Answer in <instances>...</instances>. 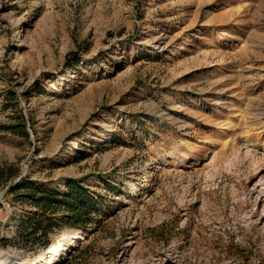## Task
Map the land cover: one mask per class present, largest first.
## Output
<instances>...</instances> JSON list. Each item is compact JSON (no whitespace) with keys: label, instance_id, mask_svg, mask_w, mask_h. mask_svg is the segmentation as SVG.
Masks as SVG:
<instances>
[{"label":"rangeland","instance_id":"rangeland-1","mask_svg":"<svg viewBox=\"0 0 264 264\" xmlns=\"http://www.w3.org/2000/svg\"><path fill=\"white\" fill-rule=\"evenodd\" d=\"M6 165L0 264H264V0H0ZM21 176L109 215L16 248Z\"/></svg>","mask_w":264,"mask_h":264},{"label":"trees","instance_id":"trees-1","mask_svg":"<svg viewBox=\"0 0 264 264\" xmlns=\"http://www.w3.org/2000/svg\"><path fill=\"white\" fill-rule=\"evenodd\" d=\"M19 175L14 165H6L0 171V178L11 181ZM88 178H69L59 190L42 188L37 180L25 176L9 186L8 193L13 200L21 201L31 207L29 213L19 215L14 235L10 240L16 248L37 249L46 245L50 234L66 228L83 231L94 230L100 226L109 211H100L104 206L102 198L91 193L85 182ZM106 189L116 194L112 185L105 184ZM87 236H85V239ZM8 240L1 239V244ZM77 246H81L78 243ZM64 261L63 258L59 263Z\"/></svg>","mask_w":264,"mask_h":264},{"label":"bare ground","instance_id":"bare-ground-1","mask_svg":"<svg viewBox=\"0 0 264 264\" xmlns=\"http://www.w3.org/2000/svg\"><path fill=\"white\" fill-rule=\"evenodd\" d=\"M189 40H190V38H188L186 42H188ZM70 233L71 232H69V231L64 233L63 237H66V235L68 236V234H70ZM71 234H73V233H71ZM62 249L63 250L66 249V246H64ZM53 251L54 252L49 257V259H45V258L42 259L44 264H53V263L55 264V261H59L58 259L62 256L63 252H61L60 250H54V249H53ZM32 264H37V262H33Z\"/></svg>","mask_w":264,"mask_h":264},{"label":"water","instance_id":"water-1","mask_svg":"<svg viewBox=\"0 0 264 264\" xmlns=\"http://www.w3.org/2000/svg\"><path fill=\"white\" fill-rule=\"evenodd\" d=\"M20 178H22V176ZM20 261H22V260L21 259H18L17 257H11L10 259L7 260L8 264H17Z\"/></svg>","mask_w":264,"mask_h":264}]
</instances>
